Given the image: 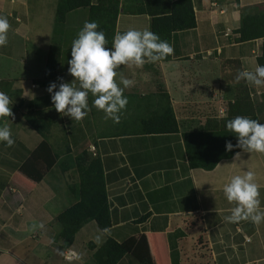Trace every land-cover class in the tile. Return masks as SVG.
Here are the masks:
<instances>
[{
    "label": "crops",
    "instance_id": "1",
    "mask_svg": "<svg viewBox=\"0 0 264 264\" xmlns=\"http://www.w3.org/2000/svg\"><path fill=\"white\" fill-rule=\"evenodd\" d=\"M57 2L0 0V16L10 24L7 44L21 46L17 53L7 44L0 47V91L11 97L12 109L21 103L12 113L21 116L16 134L11 131L14 144L0 142L16 152L0 160V264H86L107 238L130 244L141 264H264V221H226L235 202L223 193L233 175L252 170L264 211V153L241 150L240 157L221 159L211 170L191 168L182 136L224 128L236 116L264 122V87L236 80L240 71L254 70L263 42L238 40L241 9L264 0H191L195 26L165 33L152 30V19L170 15L175 0H91L97 7L92 12L87 6L65 13L69 38L45 80ZM114 12L113 38L129 28H147L174 51L158 62L118 69L133 80L123 93L128 103L119 122L107 120L103 112L97 115L91 94L88 114L72 120L56 111L47 87L59 84L60 77L78 85L68 73L72 41L85 21L110 26ZM162 93L168 95L177 131L149 132L143 122L163 106ZM28 106L50 124L35 129L22 114ZM5 122L9 124L0 118V125ZM54 133L62 135L57 161L35 179L20 164L43 138L57 155L51 143ZM82 151L101 162L111 226L97 243L100 229L90 220L77 230L71 245L63 247L55 217L76 201L78 181L65 155ZM69 251L74 256L67 258ZM115 264L139 262L126 254Z\"/></svg>",
    "mask_w": 264,
    "mask_h": 264
},
{
    "label": "clouds",
    "instance_id": "2",
    "mask_svg": "<svg viewBox=\"0 0 264 264\" xmlns=\"http://www.w3.org/2000/svg\"><path fill=\"white\" fill-rule=\"evenodd\" d=\"M9 29L7 17L0 16V47L8 43ZM98 29L97 21H85L72 41L68 73L74 78L72 81H78V85L64 82L60 77L58 79L61 82H50L47 91L56 111L72 120L79 121L88 114V97L91 94L95 97L93 106L119 122V114L128 103L123 93L133 85V80L123 76L118 69L122 65L143 66L145 63L158 62L171 55L174 49L169 42L147 28H129L123 33H117L111 47H108L105 32ZM241 79L250 85L264 87V65L257 64L254 70L240 71L236 80ZM12 103L11 97L0 91V118L12 116ZM225 126L237 138L235 145L226 141V151L239 148L248 153H264V122L248 116H236L227 120ZM0 142L7 146L15 142L6 122L0 125ZM240 155V152H236L235 158ZM259 189L254 171L246 170L243 174L233 175L223 186L226 199L235 202L231 214L225 220L231 223L250 220L255 224L264 221ZM36 226L34 223L33 227ZM39 227H43V224ZM108 233L107 228L100 230L96 242L101 243Z\"/></svg>",
    "mask_w": 264,
    "mask_h": 264
},
{
    "label": "trees",
    "instance_id": "3",
    "mask_svg": "<svg viewBox=\"0 0 264 264\" xmlns=\"http://www.w3.org/2000/svg\"><path fill=\"white\" fill-rule=\"evenodd\" d=\"M89 7L92 12L97 9L91 6V0H58L55 10V23L53 27V40L49 46L46 69L43 79L52 76L56 57L60 51V45L56 44L55 36L61 35L65 13L79 7ZM116 12L112 17L110 26L100 25L98 30L105 32L108 47H111ZM152 30L158 33L169 32L173 29H185L195 26V18L191 0H175L172 4L170 15L158 16L152 19ZM239 33L238 40H252L264 37V12L252 14L246 8L241 11L240 26L236 30ZM257 64L264 65V40L261 45V53L257 57ZM42 80L40 83H44ZM164 104L159 111L154 112L143 122V126L149 132H174L177 131V122L170 106L166 93L161 94ZM264 97V95H263ZM183 143L187 162L191 168L213 169L221 159L232 157L242 149L233 148L226 151V141L233 145L237 143L234 133L227 128L212 130H194L183 133ZM57 155L53 152L49 143L42 139L37 146L29 152L27 158L20 164L21 168L29 174L41 178L56 163ZM74 169L78 175L76 184V201L65 207L55 217L59 225L57 237L62 241L63 247H68L74 240L75 233L84 223L94 220L100 230L111 226L109 204L105 191V180L99 158H89L86 151H82L73 158ZM88 246L94 248L93 242ZM130 254L139 264L141 261L134 252H130L128 243H119L112 238H107L92 254L86 264H115L123 255Z\"/></svg>",
    "mask_w": 264,
    "mask_h": 264
},
{
    "label": "rangeland",
    "instance_id": "4",
    "mask_svg": "<svg viewBox=\"0 0 264 264\" xmlns=\"http://www.w3.org/2000/svg\"><path fill=\"white\" fill-rule=\"evenodd\" d=\"M246 8V10L250 11L252 14H260L261 12H264V2L263 3H259V4H254V5H250V6H246V7H243L241 9V11H243V9ZM64 25L62 24V31L59 32L61 35L59 36H55V42L56 44L58 45H62L65 47V44L66 43V40H68V38H66V32H65V29L63 27ZM68 35V34H67ZM264 40V37H260ZM6 47L8 49H11L13 50L15 53H17L20 49H21V46L20 45H11L10 43L6 45ZM5 48V47H4ZM41 48V47H40ZM60 52V51H59ZM20 73V72H19ZM21 74V73H20ZM34 103V102H33ZM33 103L31 102L29 105L32 106ZM15 104V103H14ZM21 106V103H19L18 105L15 106V108L12 109V113H17L18 112V109L19 107ZM29 106L27 107V110L23 109V112L22 113L26 119L29 121V123H31V125L34 126L35 129L39 130L40 129H44V126L45 125H48L50 124L49 123V120L44 118V117H41L40 115H35V113L33 111H31V109L29 110ZM94 111V110H93ZM96 111V110H95ZM97 115H102V112L103 114H105V112L103 110H97ZM96 113V112H95ZM106 115V114H105ZM107 116V115H106ZM21 118V116H17L16 114L15 115H12V117L10 116L9 118H4L7 120V122H9L8 126L10 128L11 131H15L18 127V124H19V119ZM107 120H112V118L108 117L106 118ZM224 128H226V126L224 125ZM48 129H49V126H48ZM14 134H16V131L14 132ZM43 134V133H42ZM51 136V135H50ZM52 137V136H51ZM60 137H62V135H57L56 133L53 134V141H51V143H53V146L55 147V150L58 149L57 151V156H59V152H60V144H61V139ZM13 138V137H12ZM44 139V138H43ZM56 139V140H55ZM60 139V141H59ZM3 145V144H2ZM2 145L0 146V160H1V163H3L5 160V158H13V156H15L16 152H14L12 150V148H6V146L4 145L2 147ZM11 147V146H10ZM69 152H71L69 150ZM79 154V153H78ZM66 156H69L71 158V162H72V166L74 167V164H73V158L71 154H66ZM0 163V164H1ZM71 164V163H70ZM74 176L76 178H78V175L76 173V170L74 171ZM34 177V176H33ZM35 179H37L36 177H34ZM69 180L71 181L72 178L69 177ZM62 181V178H59L58 179V182H61ZM58 191V189H57ZM57 223V222H56ZM58 225V223H57ZM129 248H130V244H128Z\"/></svg>",
    "mask_w": 264,
    "mask_h": 264
},
{
    "label": "built area",
    "instance_id": "5",
    "mask_svg": "<svg viewBox=\"0 0 264 264\" xmlns=\"http://www.w3.org/2000/svg\"><path fill=\"white\" fill-rule=\"evenodd\" d=\"M71 256H74L73 252L69 251L67 254H66V257L67 258H70Z\"/></svg>",
    "mask_w": 264,
    "mask_h": 264
}]
</instances>
